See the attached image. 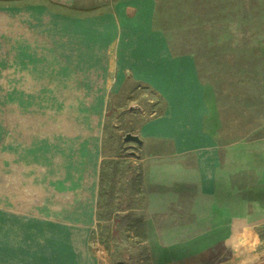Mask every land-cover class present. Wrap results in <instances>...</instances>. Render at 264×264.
Listing matches in <instances>:
<instances>
[{"label": "crops", "instance_id": "0c3cea01", "mask_svg": "<svg viewBox=\"0 0 264 264\" xmlns=\"http://www.w3.org/2000/svg\"><path fill=\"white\" fill-rule=\"evenodd\" d=\"M14 1L0 6V74L8 75L0 77L5 110L0 114L5 123L0 264H95L84 255L98 187L108 75L119 68L163 105L137 135L151 160L145 180L162 188L153 193L151 201L158 204L152 210H167L182 189H190L193 204L205 201L211 209H217V200L234 204L232 210L229 204L219 209L220 217L234 210L229 238L250 230L253 224L246 220L264 213V206L259 198L246 197L257 194L254 186H264V178L241 177L239 146L228 145L221 153L208 128L194 60L172 53L164 35L153 29L154 0H117L113 12L87 17L68 16L57 7L74 0ZM42 187L45 200L51 202L55 193L62 209L52 215L60 225L48 227L38 241Z\"/></svg>", "mask_w": 264, "mask_h": 264}, {"label": "rangeland", "instance_id": "374dc122", "mask_svg": "<svg viewBox=\"0 0 264 264\" xmlns=\"http://www.w3.org/2000/svg\"><path fill=\"white\" fill-rule=\"evenodd\" d=\"M116 1L74 0L57 7L68 16L87 17L113 12ZM14 2L0 0V6ZM153 29L164 35L172 53L193 58L204 88L208 128L221 153L228 145L239 146L244 151L241 177L263 179L264 0H154ZM108 77L98 187L84 257L89 254L95 264H264L263 212L246 220L253 224L248 232L229 238L227 224L235 206L225 199L213 202L217 209H211L205 201L193 204L194 193L182 189L179 201L167 210H152L158 204L151 201L153 193L162 188L145 180L151 162L147 150L122 139L127 133L140 136L141 124L160 114L163 105L126 69ZM4 124L0 122L1 146ZM43 188L37 194L38 241L48 227L60 225L52 215L62 209L55 193L51 202L45 200ZM254 189L257 194L246 200L256 197L264 206V193L258 194L264 186ZM224 204L231 209L228 217L219 215ZM52 234L56 245L59 239Z\"/></svg>", "mask_w": 264, "mask_h": 264}, {"label": "water", "instance_id": "95a60500", "mask_svg": "<svg viewBox=\"0 0 264 264\" xmlns=\"http://www.w3.org/2000/svg\"><path fill=\"white\" fill-rule=\"evenodd\" d=\"M122 140L124 142L132 141V142H134L136 144H141V139L137 135H133V134H130V133L125 134Z\"/></svg>", "mask_w": 264, "mask_h": 264}]
</instances>
